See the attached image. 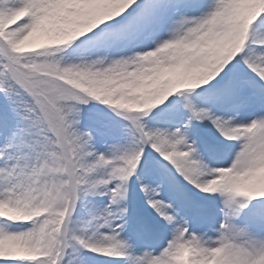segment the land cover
<instances>
[{"label":"snow or ice","instance_id":"obj_1","mask_svg":"<svg viewBox=\"0 0 264 264\" xmlns=\"http://www.w3.org/2000/svg\"><path fill=\"white\" fill-rule=\"evenodd\" d=\"M0 264H264V0H0Z\"/></svg>","mask_w":264,"mask_h":264}]
</instances>
